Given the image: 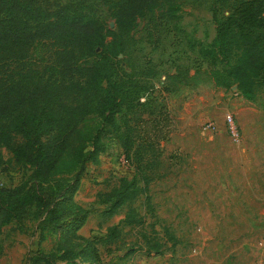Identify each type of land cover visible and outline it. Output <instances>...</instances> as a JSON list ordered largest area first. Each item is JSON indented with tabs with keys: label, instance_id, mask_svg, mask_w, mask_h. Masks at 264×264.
<instances>
[{
	"label": "rangeland",
	"instance_id": "rangeland-1",
	"mask_svg": "<svg viewBox=\"0 0 264 264\" xmlns=\"http://www.w3.org/2000/svg\"><path fill=\"white\" fill-rule=\"evenodd\" d=\"M62 1L74 4L72 16L96 24L86 44L73 50L84 72L67 80L78 81L92 99L127 91L116 114L120 126L150 114L161 99L175 123L166 139L145 149L143 161L154 160L148 192L154 212L146 213V221H157L160 238L167 227L177 242H166L161 252L132 250L140 238L126 226L112 244L94 240L99 264H264V86L252 99L242 96L215 39L213 14L222 17L236 0H156L126 21L116 16V0ZM54 58V45L38 40L26 63L14 66L15 77L24 73L37 80ZM226 113L233 115L239 140L225 130ZM86 119L83 130L101 127L102 147L83 163L73 196L88 209L77 232L99 238L126 210L121 205L105 214L109 201L103 195L120 175L135 173V162L131 150L123 151L118 132H109L99 117ZM208 121L215 122L214 130ZM31 174L0 146V175L16 190L1 194L3 203L30 193L36 182L45 190L54 182L34 181ZM132 205L145 211V195ZM15 217L21 222L12 220L0 230V264H33L34 257L39 264L91 262L64 257L63 249H76L77 242L69 229L39 216L34 204H24Z\"/></svg>",
	"mask_w": 264,
	"mask_h": 264
},
{
	"label": "trees",
	"instance_id": "trees-1",
	"mask_svg": "<svg viewBox=\"0 0 264 264\" xmlns=\"http://www.w3.org/2000/svg\"><path fill=\"white\" fill-rule=\"evenodd\" d=\"M155 1L116 0V16L129 20ZM73 8L72 2L62 0H0V146L31 168L34 181L54 180L46 190L36 182L30 193L7 203L2 202L1 194L11 195L16 190L0 186V230L12 220L20 223L15 216L23 205L34 204L36 213L47 223L69 229L77 246L65 247L63 255L74 262L83 257L91 261L87 264H99L94 240L112 244L123 236L126 226L134 228L140 238L129 249L144 247L147 252H161L166 242L174 245L177 239L167 227H163L160 238L157 221H146V213L154 212L148 193L154 160L143 161V152L168 137L175 128L173 116L161 99L150 114L120 126L116 114L126 102L127 91L92 99L78 81L67 80L84 72L85 68L75 63L73 50L82 48L96 30L93 21L72 16ZM213 18L218 51L229 66L228 75L237 81L242 96L252 99L256 88L264 86V0H236L225 15L213 14ZM38 40L54 45V62L44 67L43 76L37 80L23 77L24 73L15 77L14 66L26 63L30 48ZM90 110L93 115H89ZM95 117L108 124L109 132L119 133L123 151L131 150L135 162L132 176L120 175L102 194L109 201L105 214L121 205L126 210L122 219L99 238L77 232L87 219L88 209L73 196L83 163L102 147L100 126L81 127L86 118ZM141 194L145 195V211L132 205ZM39 259L34 257L32 263L39 264Z\"/></svg>",
	"mask_w": 264,
	"mask_h": 264
},
{
	"label": "built area",
	"instance_id": "built-area-1",
	"mask_svg": "<svg viewBox=\"0 0 264 264\" xmlns=\"http://www.w3.org/2000/svg\"><path fill=\"white\" fill-rule=\"evenodd\" d=\"M224 125H225V130L228 134V136L232 140H239V131L237 129V125L234 121L233 115L230 113H226L225 119H224ZM207 127L211 130H214L216 127L215 122L208 121L207 122ZM4 185V181L2 176L0 175V186Z\"/></svg>",
	"mask_w": 264,
	"mask_h": 264
},
{
	"label": "crops",
	"instance_id": "crops-1",
	"mask_svg": "<svg viewBox=\"0 0 264 264\" xmlns=\"http://www.w3.org/2000/svg\"><path fill=\"white\" fill-rule=\"evenodd\" d=\"M78 203H79V202H78ZM79 204H80V203H79ZM80 205H81V204H80ZM81 206H83V205H81ZM86 220H87V219H86ZM85 222H86V221H85ZM85 222H84V223H85ZM2 260H4V257H3V255L1 254V255H0V262H1ZM4 264H6V263H4Z\"/></svg>",
	"mask_w": 264,
	"mask_h": 264
}]
</instances>
